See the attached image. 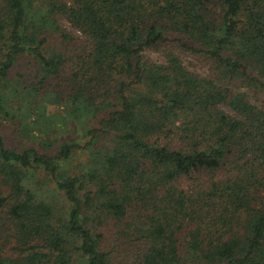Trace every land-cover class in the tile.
I'll list each match as a JSON object with an SVG mask.
<instances>
[{
    "label": "trees",
    "instance_id": "trees-1",
    "mask_svg": "<svg viewBox=\"0 0 264 264\" xmlns=\"http://www.w3.org/2000/svg\"><path fill=\"white\" fill-rule=\"evenodd\" d=\"M253 95L264 0H0V264H264Z\"/></svg>",
    "mask_w": 264,
    "mask_h": 264
},
{
    "label": "rangeland",
    "instance_id": "rangeland-1",
    "mask_svg": "<svg viewBox=\"0 0 264 264\" xmlns=\"http://www.w3.org/2000/svg\"><path fill=\"white\" fill-rule=\"evenodd\" d=\"M59 24L67 29V30H71V31H74L77 35H79V33H77V31H75V29H71L68 24L62 20L59 21ZM58 44V41H55V40H51L49 41V47H55L57 46ZM170 49L172 50L181 60L182 64L189 70V71H194V72H197V73H207L208 71V64L205 62V61H202V60H199L198 56L197 55H192L186 51H183L181 50V48L175 46H171L169 47V45L165 46V47H162L160 49H156V50H147L143 53V56L145 58H148L152 61H159L161 60L162 58V50H165V49ZM13 72H16V76L15 75H11L12 79H17V76L19 78L20 81H24L26 80L28 77H32L34 75V69H35V66L33 65V62L31 60H29L28 58H22V59H19L14 68H13ZM261 100L264 101V95H261L259 96ZM250 101L255 103L256 101H261L260 99L257 98L256 95H253V96H250L249 97ZM56 110L57 112H59V109H54V107L52 106H48V111L49 112H52ZM88 121L85 123L87 124ZM90 124H93V121L89 122V125ZM74 126V128H73ZM59 126L56 127V129H58ZM70 129H72V131L68 134H59V139L63 138V137H66V138H69V139H73L75 140L76 142H78V144H82L84 138L82 137L81 135V131H80V128L78 127V125L76 124H70ZM48 135V133H47ZM34 137L37 136L36 133L33 134ZM10 137H11V134L10 135H6L5 138H6V142L7 143H11V140H10ZM29 140H25V143H27ZM78 161H82V157H77L75 160L72 161V165H74V163L78 162ZM119 258H122L121 257V254H117L116 255V260L119 261L120 259ZM122 261V260H121Z\"/></svg>",
    "mask_w": 264,
    "mask_h": 264
}]
</instances>
